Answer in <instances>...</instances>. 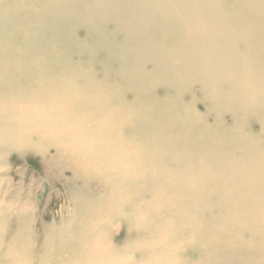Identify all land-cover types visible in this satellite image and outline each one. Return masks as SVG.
I'll use <instances>...</instances> for the list:
<instances>
[{"label": "bare ground", "instance_id": "1", "mask_svg": "<svg viewBox=\"0 0 264 264\" xmlns=\"http://www.w3.org/2000/svg\"><path fill=\"white\" fill-rule=\"evenodd\" d=\"M0 167L23 263L264 264V0H0Z\"/></svg>", "mask_w": 264, "mask_h": 264}, {"label": "rangeland", "instance_id": "2", "mask_svg": "<svg viewBox=\"0 0 264 264\" xmlns=\"http://www.w3.org/2000/svg\"><path fill=\"white\" fill-rule=\"evenodd\" d=\"M26 168L18 167L9 170L0 167V202H9L15 197L21 198L20 200L28 201L40 207L46 200H49L52 205H56L57 201L54 198L58 195L59 189L57 187H48L44 181L35 177L33 173H31L34 172V170L28 167ZM3 232L4 231L0 230V264H32L28 261L23 263L24 261L22 262L20 260L19 255H17L18 253L16 254L12 252L11 249L13 247L3 243V238L5 236ZM33 264L38 263L33 262Z\"/></svg>", "mask_w": 264, "mask_h": 264}]
</instances>
